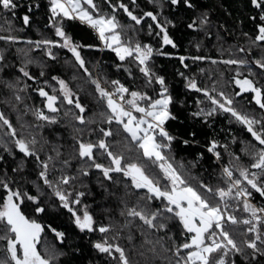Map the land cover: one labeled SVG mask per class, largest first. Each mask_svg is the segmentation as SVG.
I'll return each instance as SVG.
<instances>
[{
  "label": "snow or ice",
  "instance_id": "1",
  "mask_svg": "<svg viewBox=\"0 0 264 264\" xmlns=\"http://www.w3.org/2000/svg\"><path fill=\"white\" fill-rule=\"evenodd\" d=\"M146 4L47 0L51 35L30 39L16 33L33 26L41 0H0V264H70L79 249L43 221L61 210L89 238L95 264H264V0H248L253 32L240 33L243 45L218 46L219 59L164 50L178 48L169 30L174 10L192 11L185 27L221 41L226 29L214 22V9L198 10L194 0ZM76 22L99 43L74 39L66 25ZM145 30L159 47L140 38ZM85 50L113 59L86 57ZM156 56L175 57L184 69L187 60L208 61L234 73L229 82L238 91L228 92L211 72L203 82L176 72L197 94L192 118L212 127L225 115L247 134L239 139L222 129L223 140L206 141L219 167L215 183L192 171L204 152L177 158V144L199 141L195 132L190 140L169 130L178 101ZM243 94L248 104L237 107Z\"/></svg>",
  "mask_w": 264,
  "mask_h": 264
},
{
  "label": "trees",
  "instance_id": "2",
  "mask_svg": "<svg viewBox=\"0 0 264 264\" xmlns=\"http://www.w3.org/2000/svg\"><path fill=\"white\" fill-rule=\"evenodd\" d=\"M47 0H41V8L38 12L33 15V26L31 28H25L23 32L16 33L18 35L24 36L30 39H39L41 33L51 35V32L44 28L46 23L44 4ZM127 2V0H125ZM197 5L198 10H203L204 8L214 9L212 13V18L214 22L223 24L225 30H221L220 34L223 37L221 41H216L215 35L212 37H204L202 33L198 34L188 30L185 27L186 22L189 17L192 16V11H173L171 18L176 22L175 28H170V34L175 39L178 44L177 49H172L170 46L166 47L164 50L168 52H173L176 55H207L213 58L219 59L217 53V47L223 46L224 48L229 47L236 42L241 45L244 44V37L240 35L242 31H247L251 35L253 32L252 21L248 17L253 13V10L248 4V0H194ZM138 5L140 7L147 8L146 0H138ZM167 12V9H166ZM122 22L127 23V18L121 15L119 17ZM3 20L0 19V24ZM13 23L17 26H22V21L15 19ZM6 26V25H5ZM68 32L73 36L74 39L91 44H98L95 34L86 25H81L78 22L70 23L66 25ZM146 29V25H145ZM39 30V31H38ZM215 31V30H214ZM3 34V33H0ZM140 38L144 42L152 43L154 46L159 47L156 41L148 36L145 32H142ZM201 44L199 52L195 47L196 43ZM4 44L0 41V47ZM23 46V45H21ZM84 54L86 57H96L103 58V61L111 63L113 59V54L107 51L100 53L95 50H85ZM225 58H227V53H225ZM155 63L160 70V74L166 77L167 82L170 86V91L172 92L175 99L178 101L173 105V112L178 116L175 121H169V130L174 134L183 136L184 138L193 139L188 136V133L195 132V139L199 141L198 144H190L184 146L182 144H177L176 154L177 158H183L185 162L189 160H194L198 152H204V158L199 162L196 168L192 171L194 174L210 178L209 182H216V175L219 172L218 165L210 158V155L206 153L204 145L206 141L215 136L217 139L223 140L227 136L226 131L222 129L231 128L232 135H236L239 139H243L247 134L241 130V127L236 124L229 125L228 120L225 115L219 116L215 119L212 127L202 124L199 120L192 118L189 115L190 111L195 110L194 100L196 98L195 93H188L184 88L183 80L176 74L177 70L185 72L187 75L195 74L197 79L201 82L206 80V74L211 72L213 79H219L220 83L226 88L228 92L237 91L234 84L230 83V78L234 75L233 72L229 71L224 65H211L208 61L193 63L191 60H187L186 63L189 64V69H184L178 59L175 57L169 58L164 56H156ZM199 68H204L205 73L201 74ZM113 78H117L115 70H111ZM221 73L223 75L221 76ZM244 75H247L245 72ZM120 79L124 80V75L121 73ZM38 100V97L36 98ZM239 103L237 107H244L248 104L250 97L248 95L242 98H235ZM183 100L184 106L181 107L179 101ZM254 103V102H253ZM0 109H4V105L0 104ZM6 110V109H4ZM13 123H15L16 117L14 114L11 115ZM25 119H31V117H25ZM235 147V146H233ZM228 157H224V162L227 163ZM243 162L247 163V158L242 156ZM31 167V165H29ZM35 178V177H33ZM90 202V201H89ZM92 210L96 213L97 218H100L101 211L97 205H93ZM45 224H51L53 227L60 231H64L67 234L68 242L72 249L78 248L79 252L75 253V258L71 259L70 264H89V260L95 261L98 257L93 254V249L90 246L89 238L84 234H80L77 229H75L74 224L71 222L70 214L66 210H61L60 212L51 211L48 216L43 217ZM95 238V237H93ZM49 240H52L51 234L48 236ZM54 243H58L53 241ZM70 248L66 245L65 251H69ZM64 259H69L65 257ZM103 264V261H100Z\"/></svg>",
  "mask_w": 264,
  "mask_h": 264
},
{
  "label": "water",
  "instance_id": "3",
  "mask_svg": "<svg viewBox=\"0 0 264 264\" xmlns=\"http://www.w3.org/2000/svg\"><path fill=\"white\" fill-rule=\"evenodd\" d=\"M235 86V85H234ZM235 88H236V86H235ZM236 90L238 91V89L236 88ZM245 95H248V94H243V96H245ZM238 98H240V97H238Z\"/></svg>",
  "mask_w": 264,
  "mask_h": 264
},
{
  "label": "flooded vegetation",
  "instance_id": "4",
  "mask_svg": "<svg viewBox=\"0 0 264 264\" xmlns=\"http://www.w3.org/2000/svg\"><path fill=\"white\" fill-rule=\"evenodd\" d=\"M166 11V10H165Z\"/></svg>",
  "mask_w": 264,
  "mask_h": 264
}]
</instances>
